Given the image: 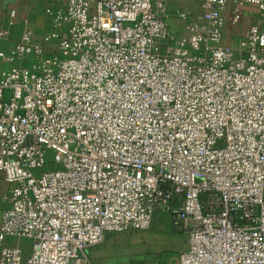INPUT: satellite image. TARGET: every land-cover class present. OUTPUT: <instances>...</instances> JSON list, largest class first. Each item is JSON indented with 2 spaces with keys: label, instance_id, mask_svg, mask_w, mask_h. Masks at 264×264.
Segmentation results:
<instances>
[{
  "label": "built area",
  "instance_id": "built-area-1",
  "mask_svg": "<svg viewBox=\"0 0 264 264\" xmlns=\"http://www.w3.org/2000/svg\"><path fill=\"white\" fill-rule=\"evenodd\" d=\"M63 1L0 46V264H92L155 214L186 235L174 264H264V25L236 52L221 16L264 0H206L181 37L167 0Z\"/></svg>",
  "mask_w": 264,
  "mask_h": 264
},
{
  "label": "crops",
  "instance_id": "crops-1",
  "mask_svg": "<svg viewBox=\"0 0 264 264\" xmlns=\"http://www.w3.org/2000/svg\"><path fill=\"white\" fill-rule=\"evenodd\" d=\"M205 1L206 0H167V17L165 21L170 31L175 36L181 37L187 33L188 29L193 24H199L201 22L199 17L207 10ZM63 8V0H0V28L8 27L9 22L12 21L10 34L6 40L0 42V46L5 50L10 48L19 40L24 29H30L34 35V39L39 41L43 35L54 29L53 19L46 14V9L58 10ZM12 10L15 11L16 16L15 19L13 18L11 20L9 13ZM179 13H188L191 17L183 19L178 16ZM221 16L223 19V44L230 46L236 52L242 48L245 32L250 26L257 25L261 27L264 25V20L259 16V11L255 7L249 5L234 6L229 4L221 12ZM64 26L63 24L61 28H64ZM17 29L20 30L18 34ZM53 45L54 43L52 46ZM49 47L50 45L46 46L47 49H49ZM0 189L2 190L1 194L6 191V194L9 195L13 187L4 182H0ZM7 205L8 200H1L0 197V211ZM165 226H168V233L161 237L165 241H168L166 242L167 245H165L167 248L172 247L174 249L173 257L169 260V264H174L175 256L180 251L186 249L187 238L185 234L177 233L172 229L168 217L162 214H155L149 229L140 231L142 232L141 237H143L146 242V240L154 237L151 233L159 231L161 227ZM108 235L110 234L105 236L103 242ZM7 241L9 243L11 239ZM95 247L96 246L90 248L88 251L92 264H95L92 259Z\"/></svg>",
  "mask_w": 264,
  "mask_h": 264
},
{
  "label": "rangeland",
  "instance_id": "rangeland-1",
  "mask_svg": "<svg viewBox=\"0 0 264 264\" xmlns=\"http://www.w3.org/2000/svg\"><path fill=\"white\" fill-rule=\"evenodd\" d=\"M17 30L18 34L20 30ZM52 168V166H46L43 171ZM167 233L168 226L161 227L159 231L151 233L154 237L146 240V242L141 237L142 232L140 231L110 234L102 244L94 248L92 254L93 263L169 264L170 258L173 257L174 249L172 247L167 248L165 245H167L166 242L168 241L161 237L162 235H167ZM27 242L25 239L21 240V244L24 246L27 245Z\"/></svg>",
  "mask_w": 264,
  "mask_h": 264
}]
</instances>
